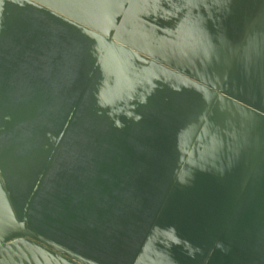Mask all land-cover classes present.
Wrapping results in <instances>:
<instances>
[{
	"label": "water",
	"instance_id": "water-1",
	"mask_svg": "<svg viewBox=\"0 0 264 264\" xmlns=\"http://www.w3.org/2000/svg\"><path fill=\"white\" fill-rule=\"evenodd\" d=\"M50 207L128 264H264V0H0V264H111Z\"/></svg>",
	"mask_w": 264,
	"mask_h": 264
},
{
	"label": "rangeland",
	"instance_id": "rangeland-1",
	"mask_svg": "<svg viewBox=\"0 0 264 264\" xmlns=\"http://www.w3.org/2000/svg\"><path fill=\"white\" fill-rule=\"evenodd\" d=\"M20 84L22 85V82H19L17 79L12 80V87L13 88H19ZM23 92H24V88L22 87L21 93H23ZM23 97H25V96H23ZM26 100H27V98H26ZM30 135H31V133L29 130H22L20 132V134L15 135V140L18 139L19 145H21V147H23L24 149L32 148L33 147L32 145L35 144V142L29 141ZM79 143L80 142L73 143V144L77 145ZM82 149L86 150V151H90L91 146L83 145ZM36 167L37 166L34 167V170ZM32 178L33 177L31 176L30 179H27V180L23 179L21 181H18L16 178L17 183L16 182L11 183V186L14 189V193L17 196L16 198L19 202H21L22 196H24L28 191L30 192L31 186L36 183L37 179L34 178L32 180ZM67 178H68V180H70V176H67ZM49 190L52 191V189H49ZM49 190H45V191L41 192V194H40L41 195V203L39 205H41L42 211L46 210L48 207L45 204L44 199L52 196V192ZM50 210L51 211H46V212H35V211L31 210L32 211L31 215L34 217L33 219H35L33 225L35 226V228L38 231L42 232L43 234L52 236V237H54V238H56L59 241L64 242V243H68V240L66 239L68 237L71 238L72 240H74L75 242L83 241L84 243L88 244L90 247L96 248L101 253L100 256L101 257L104 256V257L108 258L111 261L110 262L111 264H128V260L131 256V253H132V247L136 243L133 236H131V239H128L126 241V243L124 244V245H126V247L119 246V248L111 249L108 247L107 243H105V242L96 241V239L94 237H91V236L87 237L84 234H76L70 228L66 227L61 219L69 222L70 219H72L70 214L64 213V214H61L59 217L57 210H53L51 207H50ZM32 216H31V218H32ZM42 217H44V219L48 220L45 223L50 228L41 224L42 222L39 219ZM263 231H264V228H259L257 231L256 238H254V240H255L254 247H255V249H257L259 251H261V248L263 246V244H262L264 241V232Z\"/></svg>",
	"mask_w": 264,
	"mask_h": 264
},
{
	"label": "trees",
	"instance_id": "trees-1",
	"mask_svg": "<svg viewBox=\"0 0 264 264\" xmlns=\"http://www.w3.org/2000/svg\"><path fill=\"white\" fill-rule=\"evenodd\" d=\"M73 194L75 195V197L71 199L72 203L74 201H76L77 199H81V202L84 203V194L83 195L77 194V193H73ZM90 196L91 195L89 194V198H90ZM90 199H89L90 212L92 211L93 213L91 212V214H94L97 211V208H96L97 204L99 202H102L103 203V200L102 199L100 200V199L94 198V196L91 197ZM67 206L70 207L69 203L67 204ZM92 216H94V215H92Z\"/></svg>",
	"mask_w": 264,
	"mask_h": 264
}]
</instances>
